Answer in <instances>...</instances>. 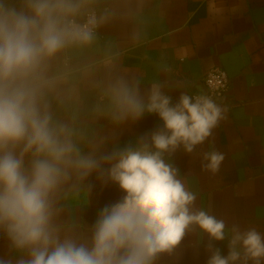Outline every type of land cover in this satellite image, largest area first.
I'll return each mask as SVG.
<instances>
[{
	"label": "clouds",
	"instance_id": "clouds-1",
	"mask_svg": "<svg viewBox=\"0 0 264 264\" xmlns=\"http://www.w3.org/2000/svg\"><path fill=\"white\" fill-rule=\"evenodd\" d=\"M81 7V0L0 4V245L8 249L0 264H157L179 259L192 234L197 247L207 236L205 264H264V234L198 207L173 160L214 142L226 109L210 95L174 99L154 84L143 98L118 85L121 119L155 116L159 123L110 151L82 154L72 131L53 121L44 69L66 47L92 41L99 21L78 22ZM224 160L217 150L203 152V170L216 174ZM73 176H95L122 193L97 208L86 236L55 222L56 194Z\"/></svg>",
	"mask_w": 264,
	"mask_h": 264
},
{
	"label": "crops",
	"instance_id": "crops-1",
	"mask_svg": "<svg viewBox=\"0 0 264 264\" xmlns=\"http://www.w3.org/2000/svg\"><path fill=\"white\" fill-rule=\"evenodd\" d=\"M22 8L25 0H0ZM82 19L99 13V31L90 43L66 47L48 61L43 92L53 121L66 125L82 154L112 150L153 129L155 116L121 119L117 86L146 98L152 86L175 99L181 93L207 94L203 75L221 67L230 77L223 101L225 119L190 155L173 157L180 178L197 194V206L230 226L255 227L264 234V0H81ZM225 154L219 172L203 170L202 153ZM89 183L95 184L94 189ZM116 186L95 176L72 177L55 197V222L88 234L96 210L118 200ZM186 237L179 259L157 264H205L204 244ZM223 254L226 244L217 242ZM7 254V245H0Z\"/></svg>",
	"mask_w": 264,
	"mask_h": 264
},
{
	"label": "built area",
	"instance_id": "built-area-1",
	"mask_svg": "<svg viewBox=\"0 0 264 264\" xmlns=\"http://www.w3.org/2000/svg\"><path fill=\"white\" fill-rule=\"evenodd\" d=\"M90 15H95L99 21V13L97 10H88L84 13L83 18L81 20L78 18L76 19L78 22L82 23L85 22L88 16ZM93 31V36H95L99 31V22ZM203 82L207 88V95H210L216 101L217 104L222 106L224 99L229 93L231 84L230 77L227 72L221 67H213L212 69L204 73Z\"/></svg>",
	"mask_w": 264,
	"mask_h": 264
}]
</instances>
